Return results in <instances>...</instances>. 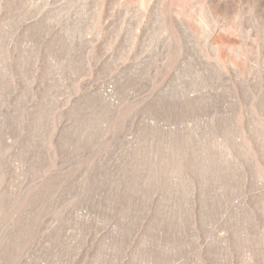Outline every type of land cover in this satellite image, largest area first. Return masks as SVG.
Here are the masks:
<instances>
[{
  "label": "rangeland",
  "instance_id": "obj_1",
  "mask_svg": "<svg viewBox=\"0 0 264 264\" xmlns=\"http://www.w3.org/2000/svg\"><path fill=\"white\" fill-rule=\"evenodd\" d=\"M0 264H264V0H0Z\"/></svg>",
  "mask_w": 264,
  "mask_h": 264
}]
</instances>
